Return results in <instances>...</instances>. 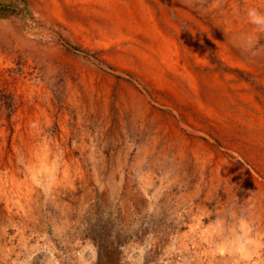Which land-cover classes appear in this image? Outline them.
I'll list each match as a JSON object with an SVG mask.
<instances>
[{
	"label": "rangeland",
	"instance_id": "obj_1",
	"mask_svg": "<svg viewBox=\"0 0 264 264\" xmlns=\"http://www.w3.org/2000/svg\"><path fill=\"white\" fill-rule=\"evenodd\" d=\"M0 264H264V0H0Z\"/></svg>",
	"mask_w": 264,
	"mask_h": 264
}]
</instances>
